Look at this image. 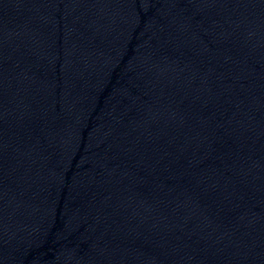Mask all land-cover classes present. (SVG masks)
I'll list each match as a JSON object with an SVG mask.
<instances>
[{"label":"water","instance_id":"obj_1","mask_svg":"<svg viewBox=\"0 0 264 264\" xmlns=\"http://www.w3.org/2000/svg\"><path fill=\"white\" fill-rule=\"evenodd\" d=\"M0 264H264V0H0Z\"/></svg>","mask_w":264,"mask_h":264}]
</instances>
